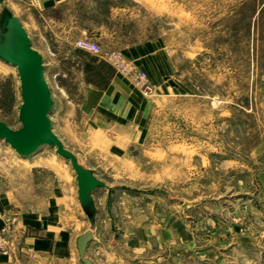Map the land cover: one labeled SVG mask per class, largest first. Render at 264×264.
<instances>
[{"label": "rangeland", "instance_id": "374dc122", "mask_svg": "<svg viewBox=\"0 0 264 264\" xmlns=\"http://www.w3.org/2000/svg\"><path fill=\"white\" fill-rule=\"evenodd\" d=\"M9 16L44 60L54 133L106 187L91 219L56 149L0 141V264H83L89 230L93 264H264V0H0ZM109 67L119 91L95 96ZM22 103L0 58V122L21 130Z\"/></svg>", "mask_w": 264, "mask_h": 264}, {"label": "water", "instance_id": "95a60500", "mask_svg": "<svg viewBox=\"0 0 264 264\" xmlns=\"http://www.w3.org/2000/svg\"><path fill=\"white\" fill-rule=\"evenodd\" d=\"M6 13L9 14L8 11ZM0 58L18 69L23 99L20 108L22 129L15 131L0 122V141H5L23 157L34 156L43 147L56 149L57 154L72 165L78 182L79 201L92 219L96 214L93 195L106 185L91 170L83 167L54 133L50 118L54 101L45 77L44 60L33 48L29 35L15 16H9L0 27ZM92 240L91 230L77 240L83 264H93L86 257Z\"/></svg>", "mask_w": 264, "mask_h": 264}, {"label": "crops", "instance_id": "0c3cea01", "mask_svg": "<svg viewBox=\"0 0 264 264\" xmlns=\"http://www.w3.org/2000/svg\"><path fill=\"white\" fill-rule=\"evenodd\" d=\"M109 68H110V72L107 76L104 77V81H106V83L102 84L103 87L98 88L96 84L90 83V85L93 88L92 92L95 96L102 95L103 97H105V96L110 95V94H115L119 91V88L115 87V85H114L116 80L118 79V73L116 71H114V69H112L111 67H109ZM38 213L39 212H37L36 214H38ZM31 221H33V219H31L30 222ZM28 242L34 244L36 246V249L39 251H43L44 249H47V248H49L51 250V248H52V243L46 239H37L35 237H31L28 239ZM60 243H62V242H60ZM41 249H43V250H41ZM78 253H79V251H78ZM79 259H80V255H79Z\"/></svg>", "mask_w": 264, "mask_h": 264}, {"label": "built area", "instance_id": "2783aa9c", "mask_svg": "<svg viewBox=\"0 0 264 264\" xmlns=\"http://www.w3.org/2000/svg\"><path fill=\"white\" fill-rule=\"evenodd\" d=\"M78 48L88 53L90 52V53L98 54L101 52V47L98 44L93 43L91 41H79Z\"/></svg>", "mask_w": 264, "mask_h": 264}, {"label": "bare ground", "instance_id": "6f19581e", "mask_svg": "<svg viewBox=\"0 0 264 264\" xmlns=\"http://www.w3.org/2000/svg\"><path fill=\"white\" fill-rule=\"evenodd\" d=\"M50 159H51V158H50ZM54 159H55V158H54ZM54 159H53V160H54ZM41 160H42V159H41ZM22 162H23V163H27V162L24 161V160H22ZM36 163H37V161H36ZM38 163H40L39 160H38ZM27 164H28V163H27ZM27 164H26V165H27ZM30 164H31V163H30ZM34 164H35V163H34ZM56 164H57V163H56ZM58 164H59V163H58ZM36 165H38V164H36ZM36 165H35V166H36ZM40 165H41V164H40ZM40 165H39V166H40ZM65 166H66V165H65ZM66 172H67V171H66Z\"/></svg>", "mask_w": 264, "mask_h": 264}]
</instances>
